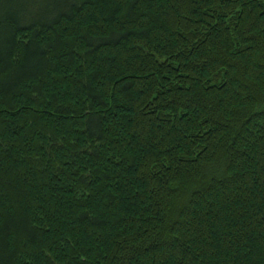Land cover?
<instances>
[{
  "label": "trees",
  "instance_id": "1",
  "mask_svg": "<svg viewBox=\"0 0 264 264\" xmlns=\"http://www.w3.org/2000/svg\"><path fill=\"white\" fill-rule=\"evenodd\" d=\"M0 264H264V0H0Z\"/></svg>",
  "mask_w": 264,
  "mask_h": 264
}]
</instances>
